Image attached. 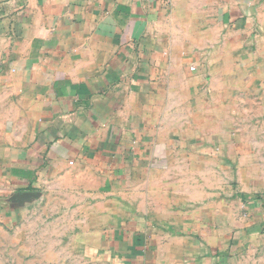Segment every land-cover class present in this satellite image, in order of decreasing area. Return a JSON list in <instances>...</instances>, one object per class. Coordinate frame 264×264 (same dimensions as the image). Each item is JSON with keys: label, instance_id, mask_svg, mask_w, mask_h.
Returning <instances> with one entry per match:
<instances>
[{"label": "crops", "instance_id": "crops-1", "mask_svg": "<svg viewBox=\"0 0 264 264\" xmlns=\"http://www.w3.org/2000/svg\"><path fill=\"white\" fill-rule=\"evenodd\" d=\"M233 53L264 93V0H0V218L62 193L98 263L230 264L264 236L260 147L186 142L183 114Z\"/></svg>", "mask_w": 264, "mask_h": 264}, {"label": "rangeland", "instance_id": "rangeland-1", "mask_svg": "<svg viewBox=\"0 0 264 264\" xmlns=\"http://www.w3.org/2000/svg\"><path fill=\"white\" fill-rule=\"evenodd\" d=\"M237 59L238 56L233 53L226 75L213 77L211 94L207 95L202 105L194 103L192 107H185L184 139L193 143L214 134L219 136L221 143L226 140L233 143L235 140L254 141L260 147L254 165L260 164V175L264 179V93L247 88L258 78L240 70ZM259 82L264 84V74ZM188 108L190 111H187ZM206 162V175L201 176V182L207 184L201 187L202 193L210 188L218 198L227 199L222 201L226 205L234 203L236 200L229 199L235 190L239 194L241 192L239 168L224 170L220 158H216L215 163ZM188 188L191 189V186L186 185V193L190 190ZM44 195L35 209L30 208L20 224H8L0 218V264H103L92 260L86 251V244L93 242L95 235L74 231L80 227L82 217L79 210L76 212L71 207V200L68 201L62 193L47 192ZM230 262L264 264V236L254 239L247 251L238 253Z\"/></svg>", "mask_w": 264, "mask_h": 264}, {"label": "water", "instance_id": "water-1", "mask_svg": "<svg viewBox=\"0 0 264 264\" xmlns=\"http://www.w3.org/2000/svg\"><path fill=\"white\" fill-rule=\"evenodd\" d=\"M33 195L32 194H26L25 195V198H30V197H32Z\"/></svg>", "mask_w": 264, "mask_h": 264}, {"label": "built area", "instance_id": "built-area-1", "mask_svg": "<svg viewBox=\"0 0 264 264\" xmlns=\"http://www.w3.org/2000/svg\"><path fill=\"white\" fill-rule=\"evenodd\" d=\"M191 70H192V71H195V70H196V67H192Z\"/></svg>", "mask_w": 264, "mask_h": 264}]
</instances>
